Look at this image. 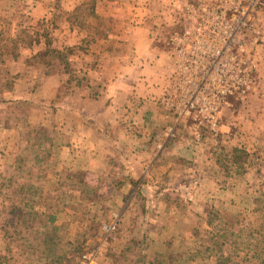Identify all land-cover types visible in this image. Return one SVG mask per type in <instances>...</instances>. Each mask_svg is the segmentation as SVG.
Masks as SVG:
<instances>
[{"label": "rangeland", "instance_id": "374dc122", "mask_svg": "<svg viewBox=\"0 0 264 264\" xmlns=\"http://www.w3.org/2000/svg\"><path fill=\"white\" fill-rule=\"evenodd\" d=\"M183 1L169 6L170 23L160 37L175 29L170 10ZM130 7L131 0H0V74L6 71L12 81L7 89L0 80V215L14 181L4 186L2 176L13 169L30 134L40 138L36 149L45 170L43 196L59 206L57 234L66 252L61 264H76L86 249L97 250L96 264H217L220 243L232 258L264 256V33L252 48L256 66L250 89L226 99L214 131L200 125L195 132L190 121L177 124L160 151L152 146L145 152L152 159L147 175L143 169L142 178L132 177L121 157L136 149H125L123 134L154 141L157 132L174 123L170 112H153L146 121L136 113L130 125L121 121L124 142L109 146L107 166L82 170L79 157L57 170L62 164L57 142L63 133L52 104L69 97L73 85L84 83L74 58L95 44L103 58L129 59L132 48L121 37L109 42L108 35L115 31L120 36ZM256 19L264 28V3ZM47 38L51 47L63 49L67 67L52 56H35L43 52ZM39 72L64 76L55 98L43 108L27 99L39 79L24 80ZM30 164L28 160L23 169ZM23 172L17 180L32 182ZM56 173L71 175L72 185H57ZM32 210L30 218L38 225L43 206ZM108 224L114 227L105 231ZM3 234L0 227V264H45L42 253L31 256L18 236L9 242ZM206 244L213 255L191 259L194 249Z\"/></svg>", "mask_w": 264, "mask_h": 264}, {"label": "crops", "instance_id": "0c3cea01", "mask_svg": "<svg viewBox=\"0 0 264 264\" xmlns=\"http://www.w3.org/2000/svg\"><path fill=\"white\" fill-rule=\"evenodd\" d=\"M174 1L131 0V7L124 15L128 20L119 30L120 36H116L115 31L113 35H108L109 42L117 41L111 39L113 37H121L125 45L132 48L133 54L128 60L122 62V59L113 55L101 57L103 50L97 44L95 48L74 58L84 83L73 85L69 97L52 104L61 117L59 129L63 133L57 142V159L62 163L57 170L66 168L65 162L69 160L78 161L79 157L83 162L79 169L104 168L107 166L110 147L116 141L120 144L124 142L121 141V121L130 125L136 113L142 116L143 121L148 120L153 112L169 116L159 98L168 84L170 57L159 36L162 33H158L170 23L168 11L169 6L176 3ZM155 24L157 26L154 29ZM26 76L28 78L25 81L39 79L27 98L31 104H35V108H43L44 103L55 98L57 87L64 80L63 75L48 76L40 72ZM124 115L125 119L122 120ZM155 136L154 141H147L143 137L133 138L123 134L125 149L132 146L136 149L135 154L121 157L129 176L142 178L143 169L146 175L151 169L152 159L149 160L145 152L156 146Z\"/></svg>", "mask_w": 264, "mask_h": 264}, {"label": "built area", "instance_id": "2783aa9c", "mask_svg": "<svg viewBox=\"0 0 264 264\" xmlns=\"http://www.w3.org/2000/svg\"><path fill=\"white\" fill-rule=\"evenodd\" d=\"M264 0H184L170 11L175 29L162 37L170 57L168 84L159 102L174 123L157 132L160 151L175 126L192 122L216 129L220 110L231 95L245 94L255 71L253 46L264 28L256 15ZM112 224L103 225L108 231ZM97 250H83L76 264H96Z\"/></svg>", "mask_w": 264, "mask_h": 264}, {"label": "trees", "instance_id": "16d2710c", "mask_svg": "<svg viewBox=\"0 0 264 264\" xmlns=\"http://www.w3.org/2000/svg\"><path fill=\"white\" fill-rule=\"evenodd\" d=\"M46 40V39H45ZM52 56L63 63L64 67L69 65L67 56L64 54L63 49H57L50 46V39L45 41V48L42 53H37L35 56ZM2 63V60H1ZM3 75H8L7 78L2 79ZM0 74V80H3L4 87L7 89L12 88V81L9 74L5 71L4 74ZM13 78V77H12ZM40 138L38 136H32L27 134L24 142L21 143V153L14 158V166L11 171L2 176V184L10 185L13 181V190L8 192L10 196H7L9 201L8 206L1 210L3 212L0 215L1 223L0 227L3 229L4 237L8 241H12L14 236H18V239L22 241L29 250V254L32 256L36 252H40L46 258L45 264H61L65 258V251L62 250V244L57 234L58 226L56 224L57 212L59 210L58 204L50 196H43L46 192L43 190L41 179L45 176V170L40 163V157L38 150ZM31 161L27 171L24 170V166ZM34 169V170H32ZM25 171L29 177L26 179H33L32 182L19 181V173L24 174ZM57 174V173H56ZM21 176V174H20ZM26 177V176H25ZM72 176L65 173L57 174V185H72ZM43 183V182H42ZM64 201V199H63ZM36 206H43L41 211V220L38 225L34 224L30 218V212ZM222 243L215 252L217 264H264V256L254 254L246 260L230 257L229 254H225L222 250ZM191 259L195 258H209L213 255V248L208 244L201 245L194 249L190 254Z\"/></svg>", "mask_w": 264, "mask_h": 264}]
</instances>
